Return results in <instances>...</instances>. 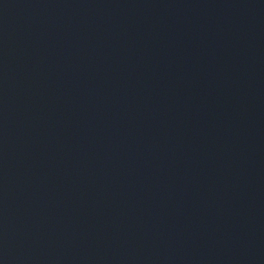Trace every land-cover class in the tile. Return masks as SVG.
<instances>
[{
    "label": "water",
    "instance_id": "1",
    "mask_svg": "<svg viewBox=\"0 0 264 264\" xmlns=\"http://www.w3.org/2000/svg\"><path fill=\"white\" fill-rule=\"evenodd\" d=\"M0 264H264V0H0Z\"/></svg>",
    "mask_w": 264,
    "mask_h": 264
}]
</instances>
